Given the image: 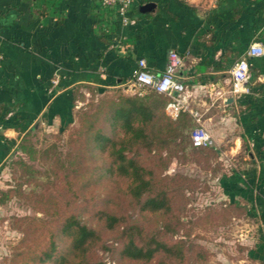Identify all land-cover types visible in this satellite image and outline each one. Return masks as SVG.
<instances>
[{
    "label": "crops",
    "instance_id": "obj_1",
    "mask_svg": "<svg viewBox=\"0 0 264 264\" xmlns=\"http://www.w3.org/2000/svg\"><path fill=\"white\" fill-rule=\"evenodd\" d=\"M98 1L0 0V164L36 123L64 127L85 85L132 91L139 58L161 74L175 50L190 107L239 157L223 163L218 185L255 221L249 242L230 249L224 264H264V54L248 57V89L229 98L234 62L250 43L264 45V0H134L135 23L116 21L109 31ZM148 1L154 8L141 12Z\"/></svg>",
    "mask_w": 264,
    "mask_h": 264
},
{
    "label": "rangeland",
    "instance_id": "obj_2",
    "mask_svg": "<svg viewBox=\"0 0 264 264\" xmlns=\"http://www.w3.org/2000/svg\"><path fill=\"white\" fill-rule=\"evenodd\" d=\"M84 88L76 102L77 116L67 129L60 131L36 123L17 137L0 164V264H36L27 261L25 252L45 245L54 228V216L76 211L83 218L98 217L103 212V197L109 191L108 206L122 215L127 225H137L144 236L156 233L167 241H185L184 258L175 264H200L202 258L197 256L196 245L207 250L208 261L204 264H224L230 249L249 242L256 229L254 218L246 216L241 207L228 204L224 189L218 185V176L226 167L223 163L239 162V157L220 140L215 139L216 145L210 148L177 150L170 157L166 156L167 149L160 154L142 153L144 164L153 168L158 178L157 187L168 188L170 207L166 211H140L137 200L123 192V179L119 185H115L118 181L94 182L79 192L77 187L85 178L69 176L66 170L70 139L79 129V112L93 110L111 90L99 92L91 85ZM169 148H173V143ZM85 155L83 151L81 160H87ZM81 164L79 171L86 165ZM66 178L76 179L68 184ZM121 229L119 226L102 231L104 241L93 248V260L103 264H172L162 252L149 261L121 256Z\"/></svg>",
    "mask_w": 264,
    "mask_h": 264
},
{
    "label": "trees",
    "instance_id": "obj_3",
    "mask_svg": "<svg viewBox=\"0 0 264 264\" xmlns=\"http://www.w3.org/2000/svg\"><path fill=\"white\" fill-rule=\"evenodd\" d=\"M107 88H111L108 90L110 95L101 98L93 110L79 112L80 126L70 139L72 147L67 158V173L69 176L85 178L77 187L81 193L91 183L118 181L115 185H119V181L123 179L126 183V191L123 192L137 200L140 211H166L170 207L168 188L157 187L158 178L154 169L144 164L142 153L158 151L160 154L162 149H167L166 156L170 157L173 152L186 147L211 146L193 145L191 131L196 126L193 116L181 110L175 118H171L165 110L169 97L164 93L153 89L139 93L123 86ZM106 90L100 88L98 91ZM76 112L75 109L71 119L60 131L69 127L77 116ZM171 143L173 148H169ZM83 151L87 154V160H81ZM81 163L86 165L79 171L83 166ZM71 179L66 178V182L70 184ZM155 188L159 189L155 191ZM110 196L109 191L103 197V212L98 217L83 218L76 211L55 215L54 228L45 245L37 250L26 251L27 261L36 264L47 261H52L53 264H103L93 260L91 252L97 244L104 241L102 231H111L119 226L122 228L119 248L121 256L149 261L162 252L173 261L172 264L182 261L185 254L183 239L167 241L156 233L144 236L140 227L127 225L122 215L108 206ZM228 204L242 208L236 200ZM243 211L245 212L244 209ZM112 244H116V241L111 242V246ZM196 246L197 256L202 258L200 264L206 263L207 250Z\"/></svg>",
    "mask_w": 264,
    "mask_h": 264
},
{
    "label": "built area",
    "instance_id": "obj_4",
    "mask_svg": "<svg viewBox=\"0 0 264 264\" xmlns=\"http://www.w3.org/2000/svg\"><path fill=\"white\" fill-rule=\"evenodd\" d=\"M134 0H99V12L102 16L101 27L104 31H109L113 24L118 21L121 25L133 24L136 21L135 16L131 14ZM264 54V45L259 41L249 44L244 56L239 57L230 69L231 86L229 98L238 97L242 92L248 89L251 78L249 56ZM183 62V57L175 50L167 54V64L161 74H155L147 67L144 58H139L137 67L134 70L129 84L132 85V91L143 92L147 89H153L162 92L169 97L166 104V113L175 118L179 111L187 110L195 119L196 126L191 131V140L195 146H215L216 140L210 130L200 120L199 113L190 107L191 91L187 83L178 73L179 67ZM104 74V67L100 68ZM213 95L221 98L222 102L227 103L228 96L221 88H214ZM107 264H112L107 261Z\"/></svg>",
    "mask_w": 264,
    "mask_h": 264
},
{
    "label": "water",
    "instance_id": "obj_5",
    "mask_svg": "<svg viewBox=\"0 0 264 264\" xmlns=\"http://www.w3.org/2000/svg\"><path fill=\"white\" fill-rule=\"evenodd\" d=\"M154 6H155V3L153 1H148V2L140 4L139 9L141 12H146V11L152 10Z\"/></svg>",
    "mask_w": 264,
    "mask_h": 264
}]
</instances>
